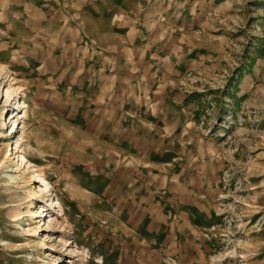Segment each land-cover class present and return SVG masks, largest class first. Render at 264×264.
I'll return each mask as SVG.
<instances>
[{"label":"rangeland","instance_id":"obj_1","mask_svg":"<svg viewBox=\"0 0 264 264\" xmlns=\"http://www.w3.org/2000/svg\"><path fill=\"white\" fill-rule=\"evenodd\" d=\"M0 264H264V0H0Z\"/></svg>","mask_w":264,"mask_h":264},{"label":"crops","instance_id":"obj_2","mask_svg":"<svg viewBox=\"0 0 264 264\" xmlns=\"http://www.w3.org/2000/svg\"><path fill=\"white\" fill-rule=\"evenodd\" d=\"M142 113H144V112H142V111H140V117L142 116H144V114L142 115ZM145 115H146V112H145ZM170 118H172L173 117V115L171 114L170 116H169ZM140 122V121H139ZM163 123H165V122H163ZM176 127H177V122L175 123V125H174V129H171V127H169V126H162V127H159V130H158V136H162V134H167V133H170V135H172L173 134V132H176V131H174L175 129H176ZM174 135V134H173ZM173 135L171 136V138L170 139H172V137H173ZM170 148L169 147H167V146H165V148H164V154L169 150ZM155 152H152L151 150H149V155L150 156H152L153 154H155V155H157V151L156 150H154ZM160 154H162V152H160ZM163 154V155H164ZM156 157V156H155ZM172 159H174V157H170V158H166V159H164L163 158V156H162V158H160L159 159V161L160 160H162V162H160V163H162V164H166V163H169Z\"/></svg>","mask_w":264,"mask_h":264},{"label":"bare ground","instance_id":"obj_3","mask_svg":"<svg viewBox=\"0 0 264 264\" xmlns=\"http://www.w3.org/2000/svg\"><path fill=\"white\" fill-rule=\"evenodd\" d=\"M9 90L6 91V94L8 93ZM12 154V152H8L7 153V156H10ZM20 158H21V161H25V157L20 155ZM14 170H17V169H14ZM36 175V180L37 181H40L41 182V185L44 184L43 188L44 189H47L50 185H49V182L45 181L44 178H42L39 174H35Z\"/></svg>","mask_w":264,"mask_h":264}]
</instances>
